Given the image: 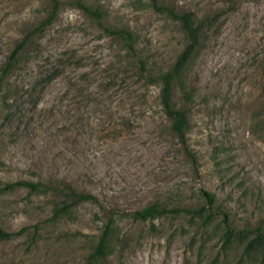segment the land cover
I'll return each instance as SVG.
<instances>
[{
  "label": "rangeland",
  "instance_id": "rangeland-1",
  "mask_svg": "<svg viewBox=\"0 0 264 264\" xmlns=\"http://www.w3.org/2000/svg\"><path fill=\"white\" fill-rule=\"evenodd\" d=\"M155 5L211 22L172 89L192 158L159 99L188 43L170 14L151 0H0V70L26 39L8 111L0 100V186H45L0 193V264H90L109 220L93 264H264V0ZM64 184L95 201L72 205ZM152 205L189 211L133 217Z\"/></svg>",
  "mask_w": 264,
  "mask_h": 264
},
{
  "label": "trees",
  "instance_id": "trees-1",
  "mask_svg": "<svg viewBox=\"0 0 264 264\" xmlns=\"http://www.w3.org/2000/svg\"><path fill=\"white\" fill-rule=\"evenodd\" d=\"M151 2H152V7L156 11H159V12L166 11L168 14H170L173 20L179 22L183 32L186 35L187 41H188V43L185 46V49L177 57L175 65H173L172 69H170L168 72H166L165 74L159 77L160 85H161L159 99H160V105L162 107L164 115L171 121V130L179 138L180 144L184 148L186 154L190 158H192L191 154L187 151V148H186V132L188 129L186 112L184 110L177 109L175 105L173 104L172 89H173L174 82L179 79L181 73L183 72L182 69L185 66H187V64H189V62L194 57L195 52L197 51L198 47L200 46V42L204 34V28L211 26V22L209 20L208 21L196 20L193 18V16L187 13H183L180 15L174 14L171 10L167 8L157 7L155 5V0H151ZM82 9L90 15H94L96 17L98 16L97 12H91L88 8L82 7ZM52 15L41 26L49 24L51 21ZM105 31H107V33L115 35L119 39L126 36V40L128 42L130 41V35L126 32L108 31L107 29H105ZM32 33H35V32H32ZM25 42H26V39L19 42L15 46V48L13 49V51L11 52L9 56L7 63L0 70V100H1V105H2L1 110L5 109L8 111V109H10V106L8 105L9 98H10V92H9L10 88L8 87V85H9V82H10V79L13 73L16 71V67L19 61L18 58L22 50L24 49ZM54 76H55V73L42 77V86L50 83V81L54 78ZM18 187H25L33 192H36V191H39L41 187H45V186H42L41 184H38V183L16 181L13 183H7L4 186H0V193L4 191L14 190L15 188H18ZM56 192L59 193V196H67L68 198H70L72 205L77 204V203H82V202L95 201L94 197L91 194L76 192L70 186L65 185V184L63 185V191L57 190ZM201 195H202L203 200L206 202V207L204 209L206 213H209V210H210L209 207L213 205L212 196L205 191L201 192ZM65 208L66 206L61 208L59 212L64 211ZM180 210L189 211L188 208H185V207L182 208L180 206L167 208V207L152 205L140 211H135L133 214V217L137 220L144 221V220L160 217L165 214L176 213ZM197 211L201 212L202 208H198ZM110 227H111V221L109 220L104 226L102 235L99 239V242L94 252L89 257L88 262L90 264H93V261L97 257L105 256L106 240H107V237L110 231ZM226 234L227 236L231 235L229 229H226ZM7 235H8L7 232H4L0 229V239L6 238ZM254 242L256 244L259 243V245L261 244L264 248V237L256 236Z\"/></svg>",
  "mask_w": 264,
  "mask_h": 264
},
{
  "label": "crops",
  "instance_id": "crops-1",
  "mask_svg": "<svg viewBox=\"0 0 264 264\" xmlns=\"http://www.w3.org/2000/svg\"><path fill=\"white\" fill-rule=\"evenodd\" d=\"M9 243L10 242H7V241H0V248L8 246Z\"/></svg>",
  "mask_w": 264,
  "mask_h": 264
}]
</instances>
